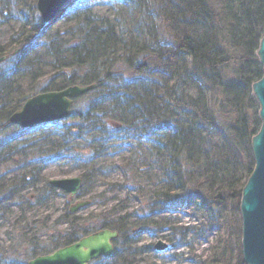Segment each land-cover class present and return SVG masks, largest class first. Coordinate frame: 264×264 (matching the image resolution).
Segmentation results:
<instances>
[{
  "label": "trees",
  "instance_id": "obj_1",
  "mask_svg": "<svg viewBox=\"0 0 264 264\" xmlns=\"http://www.w3.org/2000/svg\"><path fill=\"white\" fill-rule=\"evenodd\" d=\"M35 2L0 0V26L19 22L0 44V57H7L0 63V209L20 201L42 205L55 193L70 203L48 182L39 188L47 163L74 152L92 161L110 149V139L121 143L118 153L130 145L121 169L140 205L135 214L110 209L78 216L67 209L55 225L66 224L69 232L22 234L17 246L0 249V264H27L105 228L118 232L113 257L91 264H132L136 230L170 227L173 246L186 234L166 218L154 219L160 206L200 215L191 229L214 236L203 264H244L239 201L254 165L250 140L260 126L251 85L262 76L256 51L264 0H123L114 21L80 0L47 32ZM90 84L95 89L75 99L71 117L56 124L58 144H39L9 123L30 96ZM106 173L87 168L82 184ZM140 173L154 187L152 200L142 202ZM29 188L32 202L23 194Z\"/></svg>",
  "mask_w": 264,
  "mask_h": 264
},
{
  "label": "rangeland",
  "instance_id": "obj_2",
  "mask_svg": "<svg viewBox=\"0 0 264 264\" xmlns=\"http://www.w3.org/2000/svg\"><path fill=\"white\" fill-rule=\"evenodd\" d=\"M79 2L80 0H73V5H77ZM82 2H87L95 13L107 17L111 21H114L116 13L123 9V0H82ZM73 10L74 8L71 12ZM127 17L129 18L130 15H127ZM60 25H62V18L43 32L55 30ZM18 26L19 22L16 19L6 25L0 26V44L6 43L9 36ZM23 91L27 92V83L24 84ZM61 131V125L48 124L35 127L29 130L27 134L38 140L39 144H46L47 142L58 144L61 142L59 135ZM78 144L74 145L77 148L82 146V143ZM107 145L111 146L110 149L104 155L92 161H86L76 152L60 155L52 159L47 163L40 176L39 188H43L45 183L52 179L78 177L82 173H85L87 168L101 166L105 171L107 170L106 175L88 180V184H82V188H85L86 191L78 199L86 200L90 197H95L97 203L85 210L79 211L77 215L84 216L88 212L99 213L109 211L110 209H115L116 214H135L137 207L140 205V195L133 189L132 185L127 183L121 169L130 145L129 143L122 145L120 148L122 152L119 153L117 150H119L118 146H121L120 142L110 139ZM152 172L154 173L155 170H152ZM136 181L139 183V186L143 187L144 200L142 202L145 199L152 200V191L154 190L153 185H151L152 183L141 173ZM30 192L33 191L29 188L23 194L28 196ZM29 198L31 202L35 200L32 195ZM69 205L71 206V203H67V200L63 196L55 193L50 195L47 202L42 205H33L28 202L21 203L20 201L18 204L3 206L0 209V249L8 250L17 246L16 242L22 234L26 235V239L44 234L41 233L42 228L47 230L45 234L54 232L56 233L54 234L55 236H60V234H57L59 232H69V226L66 224L55 225L56 219L70 207ZM157 210L159 215H156L154 219L166 218L172 227L187 228L186 234L183 236L180 245L173 246L167 240L170 227L156 232L150 231L148 228L140 232L136 230V234H134L136 245L133 246L136 249L135 255L131 257L133 259L132 264H203V261L209 254L214 236L212 233L200 236L194 228L191 229L192 226L201 222L200 215L193 208L178 210L160 206ZM16 222L19 223L14 228ZM40 222L43 227L39 226ZM158 241L166 243L168 248L156 251L154 246ZM231 241L233 244L236 242L235 234H232ZM151 245L152 248L149 247ZM141 247H144V249L141 250ZM109 264H117V261L112 260Z\"/></svg>",
  "mask_w": 264,
  "mask_h": 264
},
{
  "label": "water",
  "instance_id": "obj_3",
  "mask_svg": "<svg viewBox=\"0 0 264 264\" xmlns=\"http://www.w3.org/2000/svg\"><path fill=\"white\" fill-rule=\"evenodd\" d=\"M72 3L73 0H37L36 8L48 26L58 20ZM256 56L262 67V76L252 83L251 92L259 107L260 127L250 141L254 166L242 187L239 201L240 245L244 264H264V35L259 41ZM4 59L5 56L0 57V62ZM94 88L95 84L73 85L59 91L39 93L28 98L13 112L9 122L28 130L42 124L66 120L71 116L73 99ZM49 183L70 196H75L81 187V179L78 177L52 179ZM89 204V201L78 202L71 207L70 212L75 213ZM117 236L116 231L103 229L51 254L36 257L28 264H88L99 257L108 258L113 254V241ZM166 248L167 245L161 241L155 246L157 251Z\"/></svg>",
  "mask_w": 264,
  "mask_h": 264
}]
</instances>
